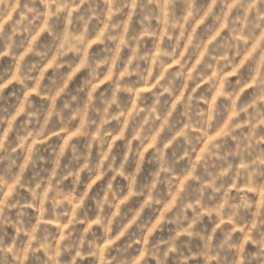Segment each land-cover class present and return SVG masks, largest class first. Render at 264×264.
Listing matches in <instances>:
<instances>
[{
  "label": "clouds",
  "instance_id": "9594fccd",
  "mask_svg": "<svg viewBox=\"0 0 264 264\" xmlns=\"http://www.w3.org/2000/svg\"><path fill=\"white\" fill-rule=\"evenodd\" d=\"M0 264H264V0H0Z\"/></svg>",
  "mask_w": 264,
  "mask_h": 264
}]
</instances>
